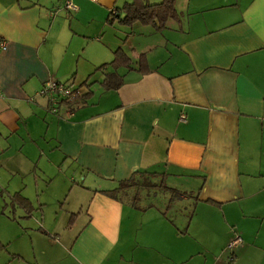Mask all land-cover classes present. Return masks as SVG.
I'll return each mask as SVG.
<instances>
[{
  "label": "crops",
  "instance_id": "0c3cea01",
  "mask_svg": "<svg viewBox=\"0 0 264 264\" xmlns=\"http://www.w3.org/2000/svg\"><path fill=\"white\" fill-rule=\"evenodd\" d=\"M67 1L0 0V264H264V0H176L162 31ZM50 79L83 97L54 111ZM139 171L171 210L107 193Z\"/></svg>",
  "mask_w": 264,
  "mask_h": 264
},
{
  "label": "trees",
  "instance_id": "16d2710c",
  "mask_svg": "<svg viewBox=\"0 0 264 264\" xmlns=\"http://www.w3.org/2000/svg\"><path fill=\"white\" fill-rule=\"evenodd\" d=\"M175 2L176 0H162L158 3H150L145 0H132L127 2L120 9V11L124 13V16H115L114 20L118 19L119 23L124 25H132L137 22H142L147 25H153L157 30L162 31L166 28L167 22L170 19L179 18ZM130 63L131 59L129 56L123 50L119 49L116 51L115 58L111 64L115 68H118L122 65L129 66ZM139 67L144 74L149 73L150 71L145 54L141 55ZM123 83V78L117 72H110L107 74L103 85L105 88L110 90L118 89L121 85H123ZM130 191H132V206L140 209L153 206L152 203H149L146 206L142 205L145 194L170 192L171 198L169 199L167 207L164 209L165 213L175 206L176 198L181 195L179 191L168 186L166 182V175L147 171L135 172L130 179L122 181L117 189L108 191L107 193L111 196L117 197L119 193H128ZM15 199L29 213L32 212L33 205L28 199L23 198L19 194L15 195Z\"/></svg>",
  "mask_w": 264,
  "mask_h": 264
},
{
  "label": "built area",
  "instance_id": "2783aa9c",
  "mask_svg": "<svg viewBox=\"0 0 264 264\" xmlns=\"http://www.w3.org/2000/svg\"><path fill=\"white\" fill-rule=\"evenodd\" d=\"M64 8L71 11L77 10V6L71 0H68L65 3ZM38 95L47 98L53 105V110L56 111L57 105L61 102L68 101L69 103H73L77 101L82 96V90L81 87L78 86L74 81H68L64 83L56 79H50L44 84V86L38 92ZM241 241L242 238L237 235L229 243L228 247L232 249Z\"/></svg>",
  "mask_w": 264,
  "mask_h": 264
},
{
  "label": "rangeland",
  "instance_id": "374dc122",
  "mask_svg": "<svg viewBox=\"0 0 264 264\" xmlns=\"http://www.w3.org/2000/svg\"><path fill=\"white\" fill-rule=\"evenodd\" d=\"M76 179H77V183L82 182V177L80 176V174H78V175L76 176ZM64 193H65V192H64ZM128 193L131 194L132 191H130V192H128ZM152 194H155V193H152ZM72 202H73V199H72V197H70V199H68V201L65 202V204H64V209H69V208L73 207ZM69 216H70V215H68L67 218H69Z\"/></svg>",
  "mask_w": 264,
  "mask_h": 264
}]
</instances>
